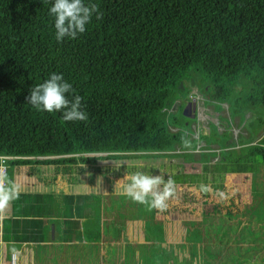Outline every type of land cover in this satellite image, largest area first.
I'll use <instances>...</instances> for the list:
<instances>
[{
	"label": "trees",
	"instance_id": "obj_1",
	"mask_svg": "<svg viewBox=\"0 0 264 264\" xmlns=\"http://www.w3.org/2000/svg\"><path fill=\"white\" fill-rule=\"evenodd\" d=\"M91 2L99 6L103 18L97 20L94 14L85 33L57 42L54 17L49 15L53 0H0V166L7 164L15 171L28 168L25 173L31 180L36 175L50 183L59 179L69 193L63 198L64 206L73 205L74 199L82 201L79 208L92 215L97 239L104 232L106 239L120 240V228L111 223L107 227L106 222L101 225L107 194L124 192L128 181L119 186L115 181L118 176L141 171L163 175L165 180L172 177L176 195L169 204L200 205L202 242L213 236H206V222L216 220L237 227L238 238L249 246L250 228L260 226L261 233L254 231L258 233L255 244L264 242V0ZM52 73L63 74L75 94L82 97L87 122H64L61 112L38 111L26 102L30 89ZM196 84H203L202 96L207 103H216L218 111L221 104L228 106L235 127L245 133L236 141L239 149H233L236 144L231 142L230 132H220L217 127L201 141L205 150H219L218 154L197 155L181 147L184 135L194 145L198 143L190 135L192 124L180 127L171 117L175 113L167 117L161 111ZM179 111L180 107L176 113ZM218 117L216 114L215 119ZM231 120L225 124H233ZM185 164L201 166L194 172H183ZM166 167L181 171L161 173ZM232 175L247 179L246 187L234 195L225 184L233 183L228 182ZM201 183L211 191H201L198 197L191 186L200 188ZM223 195L231 198L234 208H223ZM42 199L47 202L46 209L58 203L46 194L40 195ZM153 210L143 206L142 215L146 219L154 214L173 215L157 210L152 214ZM37 211L42 214L41 208ZM58 215L52 213V222ZM231 220L235 224H230ZM71 223L68 219L66 225ZM130 229L127 232L132 240L145 232L147 243H136L141 246L135 244L132 249L126 246L128 251L123 254L124 246L120 253L119 248L113 251L114 246L109 245L106 260L110 264H132L148 247L155 251L148 258L150 264H156L160 257H166L171 262L168 264L187 260L194 264L182 244L163 245L162 240L170 234L161 224L145 221L131 224ZM90 236L85 234L89 241ZM175 236L192 237L184 230ZM78 252L82 259L75 263L85 264V255ZM199 260L198 264H204ZM260 264H264L263 259Z\"/></svg>",
	"mask_w": 264,
	"mask_h": 264
},
{
	"label": "crops",
	"instance_id": "obj_2",
	"mask_svg": "<svg viewBox=\"0 0 264 264\" xmlns=\"http://www.w3.org/2000/svg\"><path fill=\"white\" fill-rule=\"evenodd\" d=\"M8 169V167L4 168L5 171L0 178H3L4 175H7L9 180L6 182L7 185L5 186L8 187L14 184L17 186L19 193H23L24 196H18V198L10 201L9 205L5 209L0 210V264H11V254L13 253L16 254L14 264H76L75 262H78L82 259V254L79 253L78 250H81L85 255L86 259L84 261L82 260L85 264H100L103 261L110 264L108 259L106 260L107 249L109 245L114 246L113 251H116L119 248L120 253L124 246L122 252L123 254L128 251L126 250V246H130L132 249L136 243H147L148 239H145V232L141 234L139 232V238L136 240H132L130 238V233L128 232L131 230V224L136 223L137 221L145 222L146 217L142 215V213L144 214L143 206L134 204L130 198L123 195V192L118 191L107 194L109 200L105 205V213H102L101 216V225L103 222H110L116 228H124V230L121 229L122 232L120 240L117 242L108 240L106 239V235L104 237V232H100V237L97 239V235L95 232H93L94 230L90 229L88 226L92 221V215L79 208V206L81 207L82 201L77 202V200L74 199L75 201L71 202L73 205L69 204V207H65L66 204L63 201V198L66 199L65 197L69 196V193L66 192L65 185L61 184L59 179L55 180L54 183H50L49 181L45 180V177L39 179V177L36 175L34 176L35 179L31 180L26 177L25 169L19 171L13 170L12 172L7 171ZM74 174L75 173H73V175ZM33 175L34 174L31 176ZM75 175L77 176L78 174ZM125 177L126 176H118L115 180L116 183L119 186L123 185ZM42 185L50 187V193H31L33 189ZM191 191L194 192L193 190ZM45 194L50 199L55 198L58 202L57 205L46 209L45 206L47 202H43V199L40 200V195ZM73 196H79V194H73ZM117 198L121 201L117 202ZM62 202H64V204H62ZM180 206H183V210H193L196 207L197 211H201L200 205L180 204L179 207ZM40 208L42 209V214H40L38 211L36 212V210ZM171 209L176 211V207H170L167 209V212H170ZM17 212L19 214H17ZM115 212H117L118 216L114 221L119 220L118 226L114 224L113 220L110 219L112 213ZM52 213L59 214L58 218L55 219L54 222H52L51 219ZM132 214L135 216V218H131ZM152 214H154V210L152 211ZM94 215L96 216V214ZM154 216V221H156V224L167 221L169 224L166 225L169 226L170 222L174 223L179 221L178 219H173V215L170 216L171 219H163V217L156 216V214H154ZM165 216H167V214ZM68 219H70L72 223L66 225ZM201 223L203 228L204 221ZM168 229L175 230L176 227L173 229L172 226H169ZM63 233L65 235L61 237ZM87 233L91 235L90 241L85 238V234ZM167 233L170 234V236L166 237V240H162L163 245L169 243L171 245L172 242L177 243L179 240H181L180 237L177 236H174V239H172L171 232ZM73 236H75L74 240ZM141 237H143L144 240H141ZM149 242L153 243L154 239L152 238L149 240ZM41 243L46 244L47 251L41 249ZM159 243L161 242H157V244ZM190 243L194 244L193 242ZM189 249L190 248H188V254ZM139 250L140 249L137 251L138 257L140 254H142L139 253ZM191 257L192 255H190V258ZM164 258L166 257H160L158 260H155L156 264L171 263L168 259ZM199 259H201V254Z\"/></svg>",
	"mask_w": 264,
	"mask_h": 264
},
{
	"label": "clouds",
	"instance_id": "obj_3",
	"mask_svg": "<svg viewBox=\"0 0 264 264\" xmlns=\"http://www.w3.org/2000/svg\"><path fill=\"white\" fill-rule=\"evenodd\" d=\"M94 14L97 20L103 18L99 6L91 0L87 4L85 0H53L49 15L54 17L56 41L63 42L65 38L74 40L85 33ZM191 89L199 92L196 87L192 86ZM26 102L38 111L61 112L64 122H87L89 119L88 114L82 110V97L75 94L73 85L65 80L63 74L52 73L43 83L31 88ZM187 104L193 103L187 102L186 99L184 107ZM194 112H192L193 116H195ZM180 142L181 147L191 153L199 151V146L194 145L193 140L187 135L181 136ZM124 180L128 183L123 195L149 210L154 209L161 213L167 211L169 201L176 195L175 182L171 176L165 180L163 175L154 176L137 171L127 174ZM200 191L207 193L211 188L202 184ZM18 196L17 186L13 184L6 187L3 178H0V210L5 209L10 201Z\"/></svg>",
	"mask_w": 264,
	"mask_h": 264
},
{
	"label": "rangeland",
	"instance_id": "obj_4",
	"mask_svg": "<svg viewBox=\"0 0 264 264\" xmlns=\"http://www.w3.org/2000/svg\"><path fill=\"white\" fill-rule=\"evenodd\" d=\"M187 86V84H185ZM200 85V86H199ZM200 91L203 87V84H196L195 85ZM201 87V89H200ZM190 91L186 88L185 91H183L181 96H178L174 102L179 101L180 102V111L178 113L175 114H171L172 118H176L177 123L179 124L180 127L184 126L185 123H190L192 124V127L195 128V130L199 133L198 130V125L195 123L196 117L194 119H187L185 117L182 116V110L184 108V104L185 101L188 97V95L190 93H192V89H191V85L189 86ZM199 91V92H200ZM202 91L200 92L199 96H201L203 98V101H206V97L202 96ZM194 105V104H192ZM205 109V110H202ZM211 106H202L200 108L201 112H204V115L201 116V121L200 123H202L204 125L205 130L201 131V134L203 133L204 135L208 136L209 131L212 132L214 131V128H218V130L221 132L224 129H226L228 131L227 128H224V124L229 121L228 119V114L224 111L222 113H220V111H218L215 107V112L212 110L211 111V115L208 114L210 113ZM228 111V109H227ZM232 111V110H230ZM213 114V116H212ZM216 114H219L218 119L216 120ZM222 119V120H221ZM233 122V124L235 123V119L231 120ZM210 122V123H209ZM230 122V121H229ZM237 122V119H236ZM208 123H209V128L208 127ZM228 125V124H227ZM232 125V124H230ZM193 129V128H192ZM193 132V131H192ZM229 132V131H228ZM234 132L238 133V130L236 128H234ZM239 136L245 135V133L242 130H239ZM232 132H230L231 134ZM200 135V134H199ZM198 135V136H199ZM184 166V165H182ZM201 165H192V164H185L184 167H182L183 172H194L196 170H198L197 168H200ZM9 169L7 171L12 172L13 169H11L9 166H7ZM170 168V169H169ZM164 168L162 170L161 173L167 174L166 170L171 171L172 173H176L177 171H181L180 169H176L175 167L171 168ZM28 169V168H25ZM9 172V173H10ZM200 173V170L197 172ZM92 175H95V173H92ZM239 175H232L228 178V182L231 183L230 180H232L233 183L231 184H226V189L227 191L231 194L234 195L235 191L237 190H242L246 187L247 185V179L246 177H244L243 175L241 177H238ZM4 179V183L5 185L6 182H8V177L7 175H4L3 177ZM28 182V181H26ZM203 183H201L200 185H202ZM110 188V187H109ZM191 190H193L195 192V194L200 197V188L196 185L191 186ZM41 192H47L50 193V187L47 186H40L37 187L35 189H33L31 191V193L34 194H38ZM117 197V196H116ZM236 197V196H235ZM224 200H226V202H222L223 203V208H225L227 210V208H234L231 207L230 203V197L228 195H223ZM237 199V198H236ZM236 199H233V204L236 205ZM38 200V199H37ZM35 201V200H34ZM121 200H118L117 198V202H120ZM107 203V201H106ZM178 206V207H177ZM176 207L177 211H175L174 209H171V213H173V219H178L179 221H176L174 223L170 222L169 226H172L173 229L176 227L175 230L172 229H168L169 226H167L166 224H169V222L167 221H163L164 223H159L162 225L163 227V231L165 232H171V235L175 236L178 235L179 230H184L187 232V234H189V236L191 235V238H187V236H185V238H182L181 240H179L177 243L181 242L180 244H182L183 248H190L189 249V255H192V257L194 258L195 262L194 264H198V260H199V256L201 254V260H203L204 264H207V262L209 264H212L213 261L210 260L211 259H215L216 261H222L223 264H260L262 259L264 260V242L255 244V239L258 236V233L255 235L254 231L259 232V228L260 226H252V228H250L251 232H253L251 234V240H252V245H245L242 244L243 239L242 238H238V234H237V227H234L233 225H231V227H227L225 225H223L222 223H219L217 220L216 221H207L205 226H206V236L213 234V236H210V239L206 238L205 242H202V237H203V228H202V223L203 222V217L201 215V211H197L196 208H194L193 210L190 209H182L183 206L176 205H170L169 207ZM117 212L112 213V216L110 217L111 220H115V218H117ZM184 216V217H183ZM155 216H152L149 219H146V221H148L149 223H153L156 222L154 221ZM163 219H171L170 217L164 216ZM181 220V221H180ZM236 220V219H235ZM235 220H231L229 223L230 224H235ZM118 221H114V224H116L118 226ZM94 222V221H91ZM91 222L89 223V228L90 229H94V226L91 224ZM142 222V221H141ZM140 221H137L136 223L139 224L141 223ZM162 222V221H161ZM244 222V221H243ZM107 227H111L110 222H106ZM179 225V227L177 226ZM105 227V233H108V228ZM180 228V229H179ZM122 230H124V228H121ZM138 231V230H137ZM94 232V231H93ZM261 233V232H259ZM224 235V236H223ZM149 236V235H148ZM188 236V237H189ZM180 237V236H179ZM264 237V236H263ZM228 238H230V240H228ZM262 239V237H261ZM191 240V241H190ZM190 242H193L194 244H191ZM41 249H44L45 251H47L46 249V244L45 243H41L40 244ZM160 247V246H159ZM159 247H156V252L157 249ZM222 247V249H221ZM176 250V249H175ZM152 252L155 254V251H153L150 247H148V249L143 252L144 254L141 255V260L138 261H132V263L137 264H150L151 262L149 261V259H151V255ZM195 252V253H194ZM210 252H213L215 255H211ZM173 253H174V249H173ZM177 250L174 254H177ZM226 253V254H223ZM187 254V252H186ZM206 255H210V258H208V256ZM149 258V259H148ZM186 260V259H185ZM149 261V262H148ZM101 263L107 264V262L103 261ZM100 263V264H101ZM181 263H183V261H181ZM188 264L189 261L187 260V262L185 261L184 264ZM193 263V262H192Z\"/></svg>",
	"mask_w": 264,
	"mask_h": 264
},
{
	"label": "built area",
	"instance_id": "obj_5",
	"mask_svg": "<svg viewBox=\"0 0 264 264\" xmlns=\"http://www.w3.org/2000/svg\"><path fill=\"white\" fill-rule=\"evenodd\" d=\"M199 92H197V90L196 89H194L193 90V92L192 93H190L189 95H188V98H187V102H191V103H193L194 104V114H195V116H194V118L196 117V120H195V123L198 125V130H199V133L195 130V128L194 127H192L191 126V132H190V135H191V137L193 138V139H195V140H197L198 141V143H197V146H199V151H197V152H192L193 154H197V155H199V154H202V153H210V152H214V153H216V154H218L219 153V150H213V151H210V150H205V144L201 141V138L202 137H205L206 135H204L203 133L201 134V131L202 130H205V128H204V125L202 124V123H200V121H201V116H203L204 115V112H201V110H200V108L202 107V106H211V109L214 111L215 110V104L216 103H214V104H209V103H207V101H203V98L201 97V96H199ZM179 106H180V102L179 101H176L175 102V104H173L171 107H168V106H165L163 109H162V113H165L166 115H167V117L171 114V113H176L177 112V110H178V108H179ZM206 109V108H205ZM209 109V108H208ZM211 109H209L210 110V113H208V114H210L211 115ZM227 109H228V106L226 105V104H221L220 105V113H222V112H226L227 114H228V119H229V121L231 120L230 119V117H229V113H228V111H227ZM215 112V111H214ZM210 123V122H209ZM209 123H208V127H207V129L209 128ZM224 128H227L228 129V131L229 132H232L231 133V142H234L236 145L233 147V149H239V147L240 146H238L237 145V143H236V141L238 140V137H239V129L237 128V127H235V123L234 124H232V125H227V124H224V126H223ZM193 128V129H192ZM234 128H236L237 130H238V133H235L234 132ZM170 130L172 131V132H177V130L178 129H171L170 128ZM224 130H226V129H224ZM223 130V131H224ZM193 131V132H192ZM200 134V135H199ZM199 135V136H198ZM217 161V157L216 158H214L212 161H211V164H214L215 162ZM4 168L2 167V166H0V177H1V175L4 173ZM15 259H16V254H11V264H14V262H15Z\"/></svg>",
	"mask_w": 264,
	"mask_h": 264
},
{
	"label": "water",
	"instance_id": "obj_6",
	"mask_svg": "<svg viewBox=\"0 0 264 264\" xmlns=\"http://www.w3.org/2000/svg\"><path fill=\"white\" fill-rule=\"evenodd\" d=\"M179 86L180 88H182V84H180ZM192 112H194V105L187 104L182 111V115L189 119H193L194 116Z\"/></svg>",
	"mask_w": 264,
	"mask_h": 264
}]
</instances>
